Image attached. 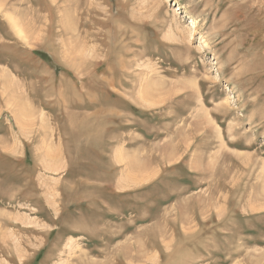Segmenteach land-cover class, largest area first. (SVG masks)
Returning <instances> with one entry per match:
<instances>
[{
    "label": "rangeland",
    "instance_id": "374dc122",
    "mask_svg": "<svg viewBox=\"0 0 264 264\" xmlns=\"http://www.w3.org/2000/svg\"><path fill=\"white\" fill-rule=\"evenodd\" d=\"M0 264H264V0H0Z\"/></svg>",
    "mask_w": 264,
    "mask_h": 264
},
{
    "label": "bare ground",
    "instance_id": "6f19581e",
    "mask_svg": "<svg viewBox=\"0 0 264 264\" xmlns=\"http://www.w3.org/2000/svg\"><path fill=\"white\" fill-rule=\"evenodd\" d=\"M171 1V0H170ZM179 10V9H178ZM187 15V14H186ZM192 23V22H191ZM192 28L194 29L193 31H197V26L194 24V23H192ZM10 83V82H9ZM4 85V84H3ZM8 85V84H7ZM15 90V89H14ZM13 94V93H12ZM15 94V93H14ZM12 98H13V96H12ZM9 100V99H8ZM28 113V112H27ZM27 115V114H26ZM29 115V114H28ZM18 121V120H17ZM33 121V120H32ZM29 126V125H28ZM58 157V156H57ZM56 158V157H55ZM50 166V165H49ZM52 166V165H51ZM137 179V178H136ZM17 245V244H16ZM18 249V248H17Z\"/></svg>",
    "mask_w": 264,
    "mask_h": 264
}]
</instances>
